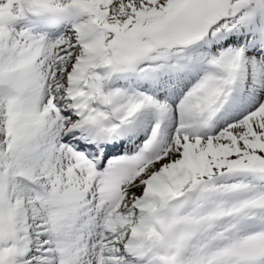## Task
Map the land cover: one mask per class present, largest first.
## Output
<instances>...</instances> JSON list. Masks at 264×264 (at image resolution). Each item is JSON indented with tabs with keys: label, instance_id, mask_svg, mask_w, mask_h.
I'll list each match as a JSON object with an SVG mask.
<instances>
[{
	"label": "snow or ice",
	"instance_id": "obj_1",
	"mask_svg": "<svg viewBox=\"0 0 264 264\" xmlns=\"http://www.w3.org/2000/svg\"><path fill=\"white\" fill-rule=\"evenodd\" d=\"M0 264H264V0H0Z\"/></svg>",
	"mask_w": 264,
	"mask_h": 264
}]
</instances>
